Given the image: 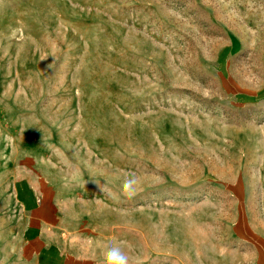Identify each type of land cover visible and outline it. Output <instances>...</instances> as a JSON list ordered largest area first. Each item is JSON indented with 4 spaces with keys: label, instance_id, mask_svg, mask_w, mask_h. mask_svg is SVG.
Returning a JSON list of instances; mask_svg holds the SVG:
<instances>
[{
    "label": "rangeland",
    "instance_id": "rangeland-1",
    "mask_svg": "<svg viewBox=\"0 0 264 264\" xmlns=\"http://www.w3.org/2000/svg\"><path fill=\"white\" fill-rule=\"evenodd\" d=\"M37 160L103 257L258 264L230 226L264 195V0H0V194Z\"/></svg>",
    "mask_w": 264,
    "mask_h": 264
},
{
    "label": "crops",
    "instance_id": "crops-1",
    "mask_svg": "<svg viewBox=\"0 0 264 264\" xmlns=\"http://www.w3.org/2000/svg\"><path fill=\"white\" fill-rule=\"evenodd\" d=\"M54 166L37 160L9 176L0 194V264H104L99 248L82 237L83 216L69 214V206L77 207L82 199L66 198ZM243 185L247 193L240 196L241 215L230 226V236L248 248L254 241L264 244V231L253 221L259 210L250 204L256 199L264 207V195L249 192L250 179ZM256 252L258 264H264V248Z\"/></svg>",
    "mask_w": 264,
    "mask_h": 264
},
{
    "label": "clouds",
    "instance_id": "clouds-1",
    "mask_svg": "<svg viewBox=\"0 0 264 264\" xmlns=\"http://www.w3.org/2000/svg\"><path fill=\"white\" fill-rule=\"evenodd\" d=\"M139 184L140 178L137 174L129 172L123 178L120 185L121 195L128 199H132L137 194ZM104 264H129V256L119 243H113L110 244L104 252Z\"/></svg>",
    "mask_w": 264,
    "mask_h": 264
}]
</instances>
